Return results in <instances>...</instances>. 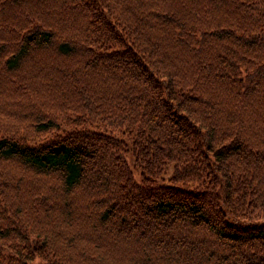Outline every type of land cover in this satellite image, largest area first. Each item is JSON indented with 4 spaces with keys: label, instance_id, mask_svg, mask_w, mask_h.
<instances>
[{
    "label": "trees",
    "instance_id": "obj_1",
    "mask_svg": "<svg viewBox=\"0 0 264 264\" xmlns=\"http://www.w3.org/2000/svg\"><path fill=\"white\" fill-rule=\"evenodd\" d=\"M0 264H264V0H0Z\"/></svg>",
    "mask_w": 264,
    "mask_h": 264
},
{
    "label": "rangeland",
    "instance_id": "obj_2",
    "mask_svg": "<svg viewBox=\"0 0 264 264\" xmlns=\"http://www.w3.org/2000/svg\"><path fill=\"white\" fill-rule=\"evenodd\" d=\"M126 160H127V162H128V164L130 165L131 164V161H130V159L128 158V157H126ZM134 174V173H133ZM134 176L136 177V175L134 174Z\"/></svg>",
    "mask_w": 264,
    "mask_h": 264
}]
</instances>
